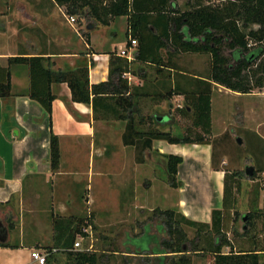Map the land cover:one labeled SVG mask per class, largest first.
Instances as JSON below:
<instances>
[{"label": "crops", "instance_id": "obj_1", "mask_svg": "<svg viewBox=\"0 0 264 264\" xmlns=\"http://www.w3.org/2000/svg\"><path fill=\"white\" fill-rule=\"evenodd\" d=\"M74 19V23L68 22L53 0H0V82L7 71L11 85V96L0 98V219L8 215L12 218L7 242L0 244V264H39L31 253L55 249L58 230H54V219L72 218L79 207L75 193V187H80L78 183L87 181L84 184L91 197L84 198V205L90 211L97 209L95 191L110 189L107 180L111 175L120 182H126L128 175L137 179L143 165L134 152L139 144H123L125 121L94 120L91 105L72 102L67 84L51 85L54 100L50 116L27 96L28 68L13 59L43 58L52 71H73L86 66L89 84L96 85L107 82L110 54L118 56L117 47L134 57L137 43L117 42L120 34L126 35L128 31L127 17L114 18L108 25L86 15ZM129 62L131 72L123 78L133 94L135 108L131 112L135 117H143L141 108L146 100L172 92L171 99L156 105L147 116L159 130L170 131L171 123H175L173 112L182 108V91L202 78L182 73L179 65L167 61L159 66ZM144 66L153 68L154 75H147ZM51 134L58 138L60 151L55 171L49 163ZM110 146L113 151L108 153ZM128 151L129 165L120 158ZM167 155L182 159L177 168V186L172 188L168 179L164 181L174 193V211L187 220L210 225L212 211L223 206L224 158L215 159L218 170H214L211 145H172L155 140L145 153V164L154 171L155 162H165ZM111 165L115 168L112 174ZM134 203L130 210L120 201L116 211L150 210L138 199ZM59 252L62 253L59 250L48 255L45 264H61Z\"/></svg>", "mask_w": 264, "mask_h": 264}, {"label": "trees", "instance_id": "obj_2", "mask_svg": "<svg viewBox=\"0 0 264 264\" xmlns=\"http://www.w3.org/2000/svg\"><path fill=\"white\" fill-rule=\"evenodd\" d=\"M67 17H81L86 15L101 25L118 17H127L128 31L126 37L129 43H137L133 61L150 63L159 66L162 63L160 51L170 49L172 55H208L210 57V76L207 80H197V88L193 92H182L185 105L178 109L183 115L190 114L193 125L199 128L201 134L192 137L187 135H173L156 129L144 132L141 127L145 121L152 122L150 117L133 115L135 103L131 88L123 78L125 73L131 72V62L127 59L110 54L107 82L90 85L87 68L74 71H52L44 64V59L16 58L12 61L26 65L29 72L30 85L27 96L36 101L48 116L52 112L54 96L51 85L54 83L67 84L71 100L75 103L91 105L94 120L125 121L123 144L151 149L152 141H165L172 145H210L208 138L211 134V85L221 86L228 91L238 94H249L254 89L264 88V0H222L218 5L204 4L202 0H187V11L180 12L176 8V0H53ZM258 26L257 29L250 28ZM247 30V31H245ZM227 50L228 54L224 55ZM5 78L0 82V98L11 96L9 73L4 71ZM129 93V95H127ZM172 92L159 96L160 100H169ZM132 111V112H131ZM135 112V111H134ZM166 170L169 185L177 186V168L182 162L178 156L167 155ZM212 151V168L215 165ZM60 162L58 138L51 134L49 142V163L55 171ZM231 178V180H229ZM235 174L224 170V197L221 210H213L211 223L200 224L179 216V223L195 229L196 239L187 246L185 233L179 231V224L171 219L172 212L163 211L166 216V230L169 239L161 242V249H153V255L180 254L179 260L170 259L169 264H191L186 254L206 253L211 258V264H262L264 249H259L255 236L248 238L249 245L233 246L226 238L227 226L235 211L236 200L232 191L239 190L240 185L233 186L231 182ZM262 208H259L260 192L254 189L245 221L247 230L237 237H247L252 230H256L259 220L264 218V190ZM82 219L55 218L54 230L58 233L54 238V248L63 250L67 255V264H97L95 253L73 249L77 237L87 238L82 225ZM203 230L213 234L211 241H204V248L198 249ZM140 238V239H139ZM139 238L130 237V245L141 252H147L149 243L153 239L145 228ZM141 240V241H140ZM127 245V244H126ZM125 246L126 253L129 252ZM134 245L138 247L135 249ZM230 248L229 253H223L222 248ZM236 249V251H232ZM65 250H70L65 252ZM128 250V252H127ZM50 251V250H49ZM161 262L164 259H159ZM264 264V263H263Z\"/></svg>", "mask_w": 264, "mask_h": 264}, {"label": "rangeland", "instance_id": "obj_3", "mask_svg": "<svg viewBox=\"0 0 264 264\" xmlns=\"http://www.w3.org/2000/svg\"><path fill=\"white\" fill-rule=\"evenodd\" d=\"M221 1L202 0L204 4L211 3L212 5H218ZM186 2L187 0H176V8L180 12L187 11L189 8L186 6ZM250 28L255 30L258 26L251 25ZM127 40L126 35L122 33L117 42L119 41L122 45H125ZM116 50L120 51L118 47ZM161 52L162 63L167 61L170 64L179 65L182 68V73L190 76L195 75L202 78V80L209 78L210 57L208 55H172L169 49H162ZM223 53L227 55L228 51L225 50ZM114 54L117 55V53ZM144 69L148 70L147 75H154L153 68L148 69V67L144 66ZM195 83V85L187 88L185 92L191 93L196 90L197 80ZM226 90L221 86L211 85L212 127L210 136L206 138L211 143L215 158H224L225 165L223 168L230 174H235L231 184L233 186L240 185L239 190L236 191L234 189L232 191L236 200L235 211L238 215L231 217L232 221L227 226L226 238L231 240L235 248H238L241 245H249L250 241H248V238L255 236L258 248L264 249V218L258 221L256 230H252L247 237H237V234H242V228L247 230V227H244L245 222L241 220V216H245L248 212L254 189H258L260 192L258 207L262 208L261 195L264 190V88L254 89L251 93L245 95ZM163 101L158 97L146 100L141 108V112L145 114V117H143L146 118L153 111V108L164 103ZM183 105H185L184 96H182V107ZM164 108V111H166L167 107ZM173 117L175 119V123H171L173 126L171 127V133L173 135L184 136L191 131V135L194 138L201 134L199 128L193 125V118L190 114L183 115L176 109L173 112ZM113 121L117 120L113 119ZM140 129L142 132L149 129L159 130L153 125V122L148 121H145L144 126ZM111 147H108V153L113 151V147ZM147 150L150 149L143 147L142 143H139V146L134 149L138 163L143 164L139 167L137 179L130 178L128 175L126 182H120L111 175L107 180V186L110 185V189L95 191L94 197L97 209L89 211L87 206L84 205L86 202L84 198L91 197V193L87 191V186L85 185L87 181L82 182V185L78 183L80 187H75L76 202H78L79 207L73 213L72 218L75 220L82 219V225L87 224L85 230L88 234L87 238L78 240L80 242L78 250L89 249L90 252L95 253L98 258L97 264H169L170 259L177 261L181 257L180 254H152L153 249H161L163 240L169 239L166 230L167 219L162 213L165 211L163 209L166 208L168 209L166 211L172 212L171 219L174 223L180 222V220L173 208L174 193L168 190L164 182L165 180L167 181L168 177L164 176L158 168L152 171L151 167L145 164V153ZM120 158L122 162L128 163L130 152L128 151L126 156L123 158L120 156ZM245 164L253 167V174L250 177L244 174ZM109 170L111 174L115 173V168L112 165ZM121 193L122 197H120ZM164 194L167 196L166 198L163 197ZM135 199L139 200V204H147L150 210L144 209L128 213L116 211L120 201L131 210L132 207L130 206L135 205ZM139 204L137 205L140 206ZM179 222L178 230L185 233L186 245L190 246L189 242L196 239V231ZM146 227L148 228L149 236L153 238L149 243L148 251L141 252L137 250L136 252L141 254H133L132 252H135V250L127 240L130 241V237H141ZM213 236L208 230H203L198 249L204 248V241L206 242L210 238V242ZM124 245L131 248L128 249L131 253H126ZM134 247L138 249L137 245H134ZM232 251H236V249L232 248ZM222 252L229 253L230 248L224 247ZM59 253V262L67 264V255L63 252ZM161 257L164 259L163 262L159 260ZM186 257L189 258L191 264H211V258L206 251L205 253H187ZM261 259L263 264L264 255Z\"/></svg>", "mask_w": 264, "mask_h": 264}, {"label": "built area", "instance_id": "obj_4", "mask_svg": "<svg viewBox=\"0 0 264 264\" xmlns=\"http://www.w3.org/2000/svg\"><path fill=\"white\" fill-rule=\"evenodd\" d=\"M68 22L74 23L75 22L74 17H68ZM130 43L131 45H136V41L134 40H132ZM118 56L125 58L128 61H132L134 58L132 53L128 52L127 50H123V49L120 50V52L118 53ZM82 239H83L82 237H77V240H82ZM79 247H80V242L75 241L73 245V249H70V250H78ZM70 250H65V252H68ZM79 251L90 252L89 249L79 250ZM57 252L58 250L56 249H51L49 252H44L43 254L39 253L38 251H33L31 253V257L34 261L38 262L39 264H45L47 256L53 253H57Z\"/></svg>", "mask_w": 264, "mask_h": 264}, {"label": "water", "instance_id": "obj_5", "mask_svg": "<svg viewBox=\"0 0 264 264\" xmlns=\"http://www.w3.org/2000/svg\"><path fill=\"white\" fill-rule=\"evenodd\" d=\"M80 68H87V67L86 66H83V67H78L77 69H80ZM226 91H228V90H226ZM252 174H253V167L252 166H246L245 167V175L247 177H250V176H252ZM11 219L12 218L9 215L6 216V217H4V218H2V219H0V244L1 245H5L6 242H7L8 234H9L8 224L11 222ZM246 220H247V216H244L242 218V221L245 222ZM244 229L245 228H243V230Z\"/></svg>", "mask_w": 264, "mask_h": 264}, {"label": "flooded vegetation", "instance_id": "obj_6", "mask_svg": "<svg viewBox=\"0 0 264 264\" xmlns=\"http://www.w3.org/2000/svg\"><path fill=\"white\" fill-rule=\"evenodd\" d=\"M215 85V84H214ZM216 86H218V85H216ZM184 106V105H183ZM172 121V120H171ZM164 132H171V130L170 131H164ZM164 159H165V162H162V161H156L155 162V164H156V167L158 168V170L159 171H161V173H162V171L164 172V173H162L164 176H166V177H168V183H169V176H168V174H167V170H166V158L164 157ZM162 166H163V168L164 169H162ZM245 167H246V164H245ZM245 167H244V174H245ZM244 216H241V220H242V218H243ZM245 227V226H244ZM243 229V228H242Z\"/></svg>", "mask_w": 264, "mask_h": 264}]
</instances>
